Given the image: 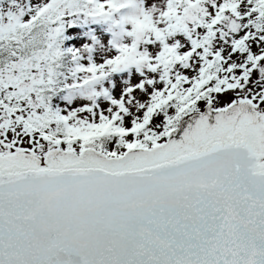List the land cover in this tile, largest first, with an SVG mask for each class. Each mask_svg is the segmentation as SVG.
I'll use <instances>...</instances> for the list:
<instances>
[{"label": "snow or ice", "instance_id": "6c2138e0", "mask_svg": "<svg viewBox=\"0 0 264 264\" xmlns=\"http://www.w3.org/2000/svg\"><path fill=\"white\" fill-rule=\"evenodd\" d=\"M124 6L0 12V264H264V0H187L148 56L134 28L107 58L62 50L69 21ZM69 54L90 103L58 94Z\"/></svg>", "mask_w": 264, "mask_h": 264}, {"label": "trees", "instance_id": "16d2710c", "mask_svg": "<svg viewBox=\"0 0 264 264\" xmlns=\"http://www.w3.org/2000/svg\"><path fill=\"white\" fill-rule=\"evenodd\" d=\"M117 3H123L125 6L121 9L119 13H117L115 16L111 17L110 19L112 24H115V26H113V32H115V34L109 32V39L113 40L114 44H120L121 46L125 45L122 44L121 40L124 41L125 38H128L125 34V29L124 28L122 29V26L128 24L130 25V27L138 26L145 28L152 24H159V23L162 24V22H165V26L169 24L176 25L177 27L175 29H169V30L165 29L166 35H168V31L180 30L183 24L184 14L187 8V0H155L154 3L156 4V8H153L151 11H149L145 7L144 0H138L137 3L134 2L130 3L126 1L117 2ZM165 11L168 12L167 17L161 15V13ZM93 27L94 25L91 24L88 20L86 21L82 16L79 19H75V23L69 21V26H66L64 33V40L61 45L62 50H66L65 42L68 40L69 36L74 35L73 28H75L76 30L75 35L77 34L86 35L87 32L90 33L94 32ZM120 28L122 29L121 33H119V30H121ZM104 30L108 31V29H104ZM173 38L174 37H170V39ZM81 54L84 57L81 63L87 66L89 54H83V53ZM8 59H9V48L5 45H0V60L4 61ZM62 63H63V67L60 69V71L64 74V76L69 77L67 80H65L63 76L60 78L58 94L61 95V97H64L70 95L69 89L65 88L64 84H69L68 82L69 80H71L69 70L74 66L71 62V54L64 57ZM145 67H147V64H145Z\"/></svg>", "mask_w": 264, "mask_h": 264}, {"label": "rangeland", "instance_id": "374dc122", "mask_svg": "<svg viewBox=\"0 0 264 264\" xmlns=\"http://www.w3.org/2000/svg\"><path fill=\"white\" fill-rule=\"evenodd\" d=\"M130 2V3H137L138 0H116V2ZM145 1V7H147V9L149 11H151L153 8H156V4L154 3L155 0H144ZM30 6V0H0V12L3 13H7L9 11L12 12H18L21 8L23 9H27ZM143 6V5H142ZM140 10V9H138ZM111 18H108L105 22H101V23H96V22H92L91 20H88L91 24L94 25L93 29L94 32L90 33L87 32V34H77V35H71L69 36L68 40L65 42L66 45V49L69 47H73L74 45H72L71 41L73 39L75 40H80L83 41L84 43L88 44V45H92L94 48V51L91 53V56L93 58V60L95 61V59L97 57H101V58H107L108 53L111 51V46L110 45H106L105 41L107 39H109V32L114 33L113 32V26H115V24H112ZM97 27V28H96ZM106 27V28H103ZM132 29L134 28V39H137V42L140 45V48L143 50L145 56L150 55L149 52V45H146L144 43H142L144 40H148V39H153L154 35L157 31L162 32L164 35H166L165 29V22L159 23V24H152L148 27H130V25L126 24L124 26H122V29ZM104 29H108L104 30ZM121 29V28H120ZM122 29L119 30V33L122 32ZM95 37V42H93L92 37ZM170 38V37H169ZM128 41V38H125L124 41L121 40L122 44H126ZM124 42V43H123ZM83 54H89L87 52H84L82 50ZM6 61V60H4ZM2 60H0V63L4 62ZM145 67V64L142 66ZM135 73V69H132V74ZM148 77L146 76V79ZM109 80L112 79L111 76L108 77ZM120 80L122 82L124 81H128L127 83H123L122 86L123 88L127 89L129 87H131V82H130V74L128 73H121L120 74ZM69 85L73 83L72 79L69 80ZM104 84V81H99L96 85L97 88H99L101 85ZM258 86L264 87V78H260L257 81ZM70 95L74 96V93H72L69 90ZM81 102V103H90L88 101H83L81 100V98L79 96H74V100L73 102ZM131 106L133 107H138V102L135 100V98H132L131 100Z\"/></svg>", "mask_w": 264, "mask_h": 264}]
</instances>
